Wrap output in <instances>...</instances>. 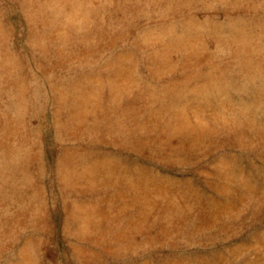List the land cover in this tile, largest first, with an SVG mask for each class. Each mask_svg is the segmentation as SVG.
Listing matches in <instances>:
<instances>
[{
	"label": "rangeland",
	"instance_id": "rangeland-1",
	"mask_svg": "<svg viewBox=\"0 0 264 264\" xmlns=\"http://www.w3.org/2000/svg\"><path fill=\"white\" fill-rule=\"evenodd\" d=\"M0 264H264V0H0Z\"/></svg>",
	"mask_w": 264,
	"mask_h": 264
}]
</instances>
